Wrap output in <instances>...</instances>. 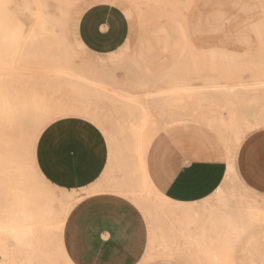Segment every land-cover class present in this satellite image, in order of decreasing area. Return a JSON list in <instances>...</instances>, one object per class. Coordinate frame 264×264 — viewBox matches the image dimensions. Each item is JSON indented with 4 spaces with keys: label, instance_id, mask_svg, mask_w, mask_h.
<instances>
[{
    "label": "rangeland",
    "instance_id": "374dc122",
    "mask_svg": "<svg viewBox=\"0 0 264 264\" xmlns=\"http://www.w3.org/2000/svg\"><path fill=\"white\" fill-rule=\"evenodd\" d=\"M25 1L27 0H0V93L7 97V100L5 97L0 100V111L3 112L0 113V236L13 245L17 244V238L22 236L28 227L30 231L39 233L41 241L47 243L45 248L53 251L54 264H71L63 251V230L71 208L80 201L82 193L75 190L67 192L46 185L45 181L41 180L43 176L37 167L35 153L33 160H30L29 148H32L33 152L35 149V144L30 147L31 134L35 135L38 131L36 136L39 137L52 118H62L57 115H53L54 117L50 115L51 119H48L49 116L44 117L43 119L47 118L45 119L47 122L44 120L45 123L38 124V129L35 127L32 130L31 125L36 123H31L27 119L30 120L35 116V114L32 115L37 108L35 103L57 102L56 104L62 105V108L68 109L74 105L76 112L70 115L76 116L84 115L80 110L87 107L92 114L94 113L92 117H89L90 119H96L101 113H111L113 122L116 117H119L113 125L114 130L118 135L127 137L133 135L128 126H136L139 119L135 111L132 112V108L126 104V99L114 92L115 88L119 89L120 92L134 96L133 102L138 108H143V102L144 104L147 102L146 106L151 115L146 122L143 135L146 140L152 138L151 144L158 134L195 122L201 117L200 114L204 109L206 111L210 109L211 113L215 114L214 117H220V120L228 124L233 132L237 130L234 135H241L238 141L250 130L264 124V118L256 112L260 106L264 107V98L255 104L248 99L255 93L256 88L249 84L260 81L264 74V3L250 1L247 4H238V0H107L124 9L130 20V34L124 46L103 61L108 65L106 69L109 72V83L105 87L107 99L100 105L87 96L78 95L74 100L73 88L58 81L57 64L53 66L48 61L44 64V61H41L44 54L39 50L43 56L41 58L39 52L27 44L25 34L32 31L34 25L31 23L32 15L24 11ZM55 1L50 4L53 9L56 3L62 0ZM95 1L99 0H78L73 5L69 20L71 33H68L67 37L60 38H64L60 41L68 43L71 46L70 52L73 51V54L68 52L71 55H65L66 59L78 68L89 69L92 65L83 66L84 62L100 61V58H95L83 51L75 37L79 18ZM62 5L65 6L64 3ZM249 9L251 11L248 13ZM173 15H179L187 29L186 36L183 38L176 30ZM162 26L168 29L171 36L169 48L164 46V34H153V29ZM15 34L18 36L15 37ZM181 50L185 51L183 55H180ZM128 55L144 58L154 74L149 75L143 72V74L131 75L128 65L114 64ZM179 59V65L172 68L169 74H161ZM244 84L248 86H242ZM126 87L127 91L124 90ZM184 87L196 89L198 97L190 101L181 100L179 95L184 92L182 90ZM153 90L161 95H170L169 101H174L171 105L164 106L165 112L160 111L159 102L154 104L149 100L144 101V97ZM34 93L39 97L37 101L31 97ZM11 96L18 99L16 101L21 109L24 105L30 104L29 116L23 121L22 117L17 119V122L14 120L16 124L13 121L14 115L8 116L9 110L12 109L6 108V104H10L8 98ZM41 96L45 97L41 98ZM2 104L5 106L2 107ZM38 108L41 112V107ZM45 108L47 110L48 107L45 106ZM170 112L179 116L175 118L177 121L167 122L171 119ZM223 113H226L228 120ZM38 114L41 115V113ZM246 125H251V128L239 134V130H243ZM21 126H25V134L29 133L28 138L26 137L29 141L26 139L22 145L19 144ZM17 127L19 130L16 129ZM10 142L14 144L10 146L11 150L8 148ZM151 144L146 152V168L147 154ZM10 158H16L22 162V170L18 172L22 174L21 179H16V172L7 167ZM31 161H35L37 174ZM222 187L225 189L226 196L229 197L228 206L238 208L252 204L253 212L258 215L256 218L258 223L253 220L232 242H211L210 240L206 242L205 245L212 249L210 258L205 256V251H196V248H191L182 240L171 243L169 241L171 235L166 230L170 219L168 217L156 219L158 209H155L152 202L147 200L148 208H142L139 207L141 203L137 198L128 197L129 201L145 215L147 238L144 259L140 264H264V210L262 209L264 194L245 188L233 177L229 178ZM99 191L109 190L101 187L87 193ZM23 199L29 205L28 213L33 215V218L26 219L22 213H19ZM209 200L211 204H218L214 195ZM47 201L52 202L54 206L56 218L53 224L47 213L43 214L38 208L32 209L34 204ZM199 202L195 204L198 205ZM59 207L62 208L60 212ZM13 216L19 218L18 226L3 225ZM158 226L160 228H156ZM58 232L61 235H58ZM152 234L155 235L153 240L150 239ZM34 245L37 246L38 243ZM15 261L17 259L8 260L0 253V264H14ZM34 261L48 262L45 257H34Z\"/></svg>",
    "mask_w": 264,
    "mask_h": 264
},
{
    "label": "bare ground",
    "instance_id": "6f19581e",
    "mask_svg": "<svg viewBox=\"0 0 264 264\" xmlns=\"http://www.w3.org/2000/svg\"><path fill=\"white\" fill-rule=\"evenodd\" d=\"M52 1L55 0L25 1L24 11L29 12L32 15L31 23L34 25L32 31L30 30L31 32L28 31L25 34L26 35L25 38H27V42H28L25 43L32 46L35 51L37 50L39 52L40 50L44 54L43 57L41 56L42 54L41 52L39 53L37 52L41 56V58L43 57L41 61L42 62L44 61V64L45 63L47 64L46 61H48V63H52L53 66L57 64V67H59V70L57 71L58 81L63 82L65 85L73 88L72 98L74 100H76L78 95L87 96L91 100L93 101L95 100L101 105L103 104L102 101L107 99V92L105 87H107L109 83V79H108L109 72L106 69L107 68L106 66L108 65L103 61L93 62L91 60L84 62L83 64L85 65L83 66L92 65V67H94V68L91 67L92 69L90 67L89 69L78 68L75 65H71V63H69L65 57L66 54L68 55L73 54L72 50H71L72 53L70 52L71 46L68 43L62 42L64 38L60 39L63 36L67 37L69 35L68 33H71L70 23H69V20L71 19L72 16L71 10L73 8V5L78 0H65L64 2H62L63 1L62 0L59 1V3L56 0L55 2H57L58 4L56 3L55 9L50 7ZM250 1L264 3V0H238V4H247ZM60 2L64 3L65 6L62 5V3L60 4ZM250 11L251 9L248 10V13ZM172 19L174 21V25L176 27L177 32L180 35H182V38L183 36H186L187 29L183 24L181 17L179 15H173ZM153 34L154 35L164 34V46L165 48L170 47L172 40L167 28L163 26L159 28H155L153 29ZM17 36L18 35L15 34V37ZM24 51H26V49H24ZM68 52H70L71 54H69ZM15 53H17V51ZM184 53L185 51L181 50L180 55H183ZM5 56L7 57L8 55L6 54ZM179 62L180 59L176 60L169 69L165 70L161 74L162 75L169 74L172 68L179 65ZM114 64H120V66L128 65L131 75L143 74V72L149 75L154 74L150 66L142 57L138 58L133 55H128L123 59L120 58L119 61L118 62L116 61ZM242 86L247 87L248 84H244ZM249 86L256 88L254 91L255 93L250 95L248 99L250 100L251 103L252 102L254 104L255 102L258 103L259 100L261 101L262 98H264V74H263V78L260 81L253 82L249 84ZM182 90L184 92L182 93V95H179L181 100L186 99V101H190L198 97V92L194 88L184 87ZM114 92L117 93L118 96H121L126 99L125 101L126 104H128V107H131L132 112L135 111V113L137 114V117L139 119L137 120L138 124L136 126L135 125L128 126L129 131H131L130 133L133 134L131 136L126 137L123 135H118L116 130H114V134L110 135L112 166L114 167L118 166L120 170H122L123 173L122 177L114 184H111L110 174L107 173V175L102 177V181L94 185L90 189H88V192H91L95 188L102 187L105 190L114 191L127 197L137 198L141 203L139 207L142 208H148L147 202L148 201L152 202L153 205L155 206V209L156 208L158 209V212L156 213L157 214L156 219L162 217L163 218L168 217L170 219V224L166 229L168 233L171 235L169 241L171 243H174L177 240L180 241L182 240L185 243H187L191 248L193 247L196 248L197 249V250L195 249L196 251L198 250L200 252L205 251V256H207L208 258L211 257L210 252L212 251V249L205 245L206 242H208L209 240L211 242H216V241L232 242L234 238L239 234V232L246 229V227H248L253 220L257 221L256 218L258 217V215L257 213L253 212L254 210H252L253 208L252 204H248L247 207H243L242 205L238 208L228 206L229 197L226 196L225 189L222 186L218 187V189L213 194L216 200L218 201V204L216 205L211 204L209 198L204 199L202 202L200 201L199 204L196 205L195 203H198L196 201L193 203H182V202L173 201L168 197H166L165 194L154 185L146 168V152H147V148L149 147L152 141V138L146 140L143 135V130H145L144 128L146 127V122L148 121V118L151 115L149 108L146 106L147 102H145V104L143 102L144 105L143 108L142 107L138 108L136 103L133 102V100L135 99L134 96L127 94L125 92H120L119 89L116 88L114 89ZM169 96L170 95H161L155 90H153L151 93H149L144 97L145 98L144 101L149 100L154 102V104H156V102H159V106H161L160 111L165 112L166 109L164 106L171 105L172 102H174L171 100L169 101L170 98ZM4 97L5 100H7V97L0 93V100H2ZM31 97L34 101L35 100L37 101V98H39L36 93H34ZM44 97L45 96L43 97L41 96V98ZM8 99L10 100V104H6V108H10L12 110L11 111L9 110V115L8 114L7 115L8 116H10L11 114L14 115L15 119H13V121L16 120V122L17 119H20L21 117L23 118L21 119L22 121L25 120L26 117H28L29 113L31 112L30 108L28 107L30 104L24 105V108L21 109L16 101L17 99L16 97L11 96ZM56 103L57 102H55L54 104L52 103L46 104L45 102L43 103L41 102V104L35 103L37 108H35L34 112L32 113V115L35 114V116H33L32 119L30 120L27 119L31 123H36L31 125L32 130L35 127L38 129L39 127L38 124H41L42 122L45 123L47 118H45L46 119L45 120L43 119L44 117L49 116L48 119L49 118L51 119L53 115L67 117L73 115V114L70 115V113L76 112V107L74 110V105H72L71 109L70 108L68 109V108H62V105ZM3 106H5V104H2V107ZM45 106L48 107L47 110ZM50 106L53 108L54 107L57 108L52 109ZM38 107H41L40 108L42 109L41 112L38 111L39 109ZM80 111L81 114L84 113V115H82L81 117L89 118L94 115V113L92 114L91 110L88 109L87 107L82 108ZM256 112L261 117L264 118L263 106H260V108ZM0 113H3L2 110L0 111ZM38 113H41V115H39ZM170 117L171 119L167 120L168 123L177 121L175 118L179 116L173 114V112H170ZM27 120L26 123H28ZM44 123L43 126H45ZM14 126L16 127L17 125ZM21 128L22 129L20 130L19 144L22 145V142H24L28 138L27 134L29 133L25 134L26 132L25 126H21ZM250 128L251 125H246L243 130L242 129L239 130L240 131L239 134L246 132ZM16 129L19 130L18 127ZM17 130H15V132ZM2 131L3 130H1V132ZM37 132L35 133V135H33L32 133L30 136V147L36 144V140H37L36 138H38L36 136ZM234 132H237V130ZM240 136L241 135L235 134V138L237 140L238 138H240ZM27 140L29 141V139ZM12 145L14 144H12L11 142L8 143L9 150H11L10 146ZM30 154H31L30 160L31 159L33 160L34 152L32 148ZM13 159L11 158L9 159L10 161L7 162V167L10 168L12 171L16 172V179H21L22 174L18 172L22 170L21 168L22 162L18 161L16 158ZM34 163L35 161H31V164L36 173L35 170L36 167ZM228 172L231 175V177H235L234 176L235 169L232 161H230L228 165ZM41 180L44 182L43 177H41ZM44 183L46 184V182ZM66 194L68 195V193ZM156 197L158 198L157 203H156ZM64 206L66 208L65 204ZM19 208H20L19 213H22L23 217H25L26 219H29L30 217L32 218L34 217L33 215H30L28 213L30 207L27 204V202H25V199H23ZM34 208H38V210L43 212V214L47 213L49 215L50 222L53 224L56 216L54 215V206L52 202L47 201L46 203L34 204L32 206V209ZM60 208L61 207H59V212L62 210V208L61 209ZM262 209L264 210V205L262 206ZM10 219H11L10 221L3 223V225L16 227L20 224L18 217L13 216ZM156 228H160V226ZM38 234L39 233L34 232V230L30 231V228L27 227L24 230L23 235L17 238L16 245H13L11 242L6 241V239L4 240V238L0 236V253L8 260H12L13 258L17 259V261H15L14 264H54L53 251L49 250L48 248H45L47 243H43L40 239V236H38ZM154 238L155 235L152 234L150 239L153 240ZM50 241L51 239L49 240V243ZM36 242L38 243L37 246L34 245ZM34 257H39V258L45 257V259H47L48 262L46 263H42L39 261L35 262Z\"/></svg>",
    "mask_w": 264,
    "mask_h": 264
},
{
    "label": "crops",
    "instance_id": "0c3cea01",
    "mask_svg": "<svg viewBox=\"0 0 264 264\" xmlns=\"http://www.w3.org/2000/svg\"><path fill=\"white\" fill-rule=\"evenodd\" d=\"M101 14L116 23L115 30L102 44L91 38L89 30V21ZM129 34L130 20L126 12L118 4L107 0L93 2L79 18L75 30L76 40L82 50L100 58V61L117 53L126 43ZM124 90L127 91V87ZM214 115L210 109H204L195 122L162 132L153 140L147 154V171L154 185L169 199L193 203L210 198L218 187L231 178L228 172L230 161L235 169L234 179L245 188L264 194L259 188L245 185L235 164L239 143L245 142L254 133L248 132L238 141L230 126ZM111 116V113H101L96 119L88 118L99 129L105 150L101 153L97 149L95 159L87 168L74 166L70 172L49 176L41 168V163L46 166V153L42 147H37L43 131L36 140L35 161L46 185L67 192L75 190L82 193L80 201L71 208L63 230V251L71 264H129L132 260L140 264L144 259L147 238L143 223L145 215L127 196L120 193H87L107 173L110 174L111 184L123 175L118 166H112L110 135L114 134L113 125L119 117L113 122ZM223 116L228 120L226 113ZM66 118L83 117L73 115L59 119ZM167 142L181 149L175 172L162 171L160 148ZM176 174H179V179L173 180ZM58 235L61 233L58 232Z\"/></svg>",
    "mask_w": 264,
    "mask_h": 264
},
{
    "label": "snow or ice",
    "instance_id": "6c2138e0",
    "mask_svg": "<svg viewBox=\"0 0 264 264\" xmlns=\"http://www.w3.org/2000/svg\"><path fill=\"white\" fill-rule=\"evenodd\" d=\"M115 27V21L106 19L102 14L89 21L91 38L101 44L106 42ZM250 132L254 135H249L245 142H238L236 169L246 186L259 188L264 193V124ZM37 147L38 149L42 147L47 156L46 166L45 163H41V168L52 176L70 172L74 166L87 168L95 159L97 149L101 153L104 152L105 142L99 129L87 117L52 118L44 128ZM180 156L181 149L178 145L171 142L161 145L162 171L175 172L176 161ZM175 179H179V174L173 176V180ZM129 264H137V261L132 260Z\"/></svg>",
    "mask_w": 264,
    "mask_h": 264
}]
</instances>
